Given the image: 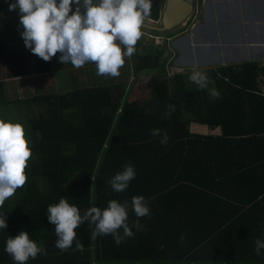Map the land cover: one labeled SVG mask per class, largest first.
Here are the masks:
<instances>
[{"label":"trees","instance_id":"1","mask_svg":"<svg viewBox=\"0 0 264 264\" xmlns=\"http://www.w3.org/2000/svg\"><path fill=\"white\" fill-rule=\"evenodd\" d=\"M18 36L6 37L10 49L0 38V109L4 119L23 122L32 155L26 184L0 207L7 222L0 228V264H16L5 246L9 235L22 230L46 250L26 264H231L233 257L246 259L244 252L235 253L246 244L250 261L263 256L264 249L258 255L251 244L264 240V94L259 86L264 66L252 61L197 70L211 81L200 89L190 80L193 72L168 73L171 57L165 46L139 40L133 83L143 71L154 74L142 102L124 100L132 90L127 84L87 87L75 78L67 92L47 90L12 100L5 80L31 70L48 73L52 61L33 54L31 64ZM213 88L219 99L210 95ZM169 103L175 111L166 117ZM192 124L220 133L195 132ZM156 128L168 133L167 144L151 134ZM125 164L134 166L135 179L115 192L111 179ZM133 196L145 198L150 215H135ZM61 197L81 215L93 205L104 209L113 199L128 202L129 226L139 220L141 227H132L134 235L117 245L111 234L91 240L95 225L84 221L74 229L83 250L74 241L61 251L47 216L48 206Z\"/></svg>","mask_w":264,"mask_h":264},{"label":"clouds","instance_id":"2","mask_svg":"<svg viewBox=\"0 0 264 264\" xmlns=\"http://www.w3.org/2000/svg\"><path fill=\"white\" fill-rule=\"evenodd\" d=\"M73 2L77 7L70 15ZM83 7L86 11L82 13L80 0H59V3L57 0H15L9 5V10H19L25 46L44 61H50L60 53L59 61L74 68L79 69L93 62L97 75L118 77L125 58L130 59L136 51L135 46L143 35L141 29L144 22L150 21L146 18L151 17L152 0H98L96 4L93 0H83ZM174 64L178 65L177 61ZM179 68L182 71L177 73L187 71L185 67ZM194 71L190 80L200 89L207 88L211 82L207 74ZM210 95L220 98V92L214 88L210 90ZM174 111L175 105L169 103L164 115L170 117ZM150 132L153 136L162 137L161 144H167L169 136L166 131L156 128ZM31 155L23 122L0 118V207L26 184V169ZM135 176L134 166L125 164L123 170L111 179L112 189L115 192L126 190ZM131 208L138 218L150 215L143 196H133ZM128 210V202L113 199L106 208L93 205L81 215L77 206L61 197L57 204H50L47 208L48 221L56 226L58 239L55 247L67 251L75 241L76 249L82 251L84 245L76 239L74 229L84 221L95 225L90 233L91 240L99 235L111 234L119 245L125 237L134 235L132 227H141L139 220L129 226ZM0 228H7L5 215L0 217ZM120 229H123V235ZM255 243V251L259 255L264 249V240L257 239ZM5 251L16 264H26L29 258L46 254V250L23 230L15 237L9 235Z\"/></svg>","mask_w":264,"mask_h":264},{"label":"rangeland","instance_id":"3","mask_svg":"<svg viewBox=\"0 0 264 264\" xmlns=\"http://www.w3.org/2000/svg\"><path fill=\"white\" fill-rule=\"evenodd\" d=\"M11 3H15V0H0V38L5 37V41H6V47L7 49L11 48V45L9 43V39H7L6 37L9 35H19L18 37V44L19 47H22V49L26 52H28V59L32 60L33 57V53L31 52L30 49H28L25 46L24 40L22 38L21 33L23 32V27L22 25H20V13L18 9L15 10H9V5ZM211 3V1L209 2ZM208 3V4H209ZM255 6L253 7L254 10H261L264 7V3L262 0H257L255 3ZM247 5V3H246ZM246 5L243 4V8L246 7ZM244 13L240 11V9L238 8V6H235V9L232 13H226L225 15V19L223 20V22L220 21V23L215 20V25L211 30L210 34H206V39L212 42H215V44H212L211 50L212 52L215 53V55L217 56V58L219 59H228V57L230 56H235L237 57L238 55H240V53H244V57L246 56V60H248L249 62H252L251 59H254V57H251V49L247 48V45L249 47V44L247 43L246 40V36H245V32L247 30V27L245 26V19H244ZM263 16L261 15L260 18H262ZM146 21V20H145ZM158 22L154 23L153 21H146L144 22V25L142 26V37L140 38V40L142 41L143 44H149V45H153V47L155 46H165L166 49L170 52V60L168 59V64L170 66H173L172 71L168 70V73L170 75H172V73H174L176 70H179V68L175 67L174 62L177 61V59L181 57V52L183 53L186 49V56H184L185 60H189V62H194L197 58V53H193V51L191 50V48H189V51H187V42H184L185 44H183V51L179 50H175V55H171L172 51H171V46H176L175 45V39H179L182 37V35L180 34L183 31H180L181 28L184 29V27L182 26H178L176 27L175 31L171 32V31H158V30H154L153 28H151L150 24H152V26H160L157 25ZM17 26H19L20 29H17ZM162 26V25H161ZM160 26V27H161ZM233 31H234V35H233ZM9 34V35H7ZM218 39L221 41V43H217ZM181 46V47H182ZM158 48V47H155ZM176 48V47H175ZM174 48V49H175ZM256 48H253V50ZM138 50L143 51V49H141V47H138ZM59 56L60 53H57L56 56L53 57V60L55 62H58L57 65L54 66V68H51V71L49 72L48 75H42V74H34L31 70L30 75L28 76H24L22 78H30L31 81L29 84L36 82L37 80L40 81L38 82V86H42V87H46L45 89H49L52 88L54 91H56V93H62V92H66L64 91V86L65 87H71V83L68 79V73L71 72L72 74H76V76L79 78V81H81L82 78L86 77L87 82L89 84H101V85H108V84H113L114 82L117 83V81H115L114 79L111 80V78L113 77H105V76H100L97 75V71H96V67L95 68H90L89 66H83L81 67L82 69H84L86 71V75H80L78 76L77 73H79V71H77V68H74L71 64H65L59 61ZM134 56V55H133ZM131 57L130 59L125 60V64L123 65V67L120 68V75L118 77H116V80L119 81V83H121L122 81L126 82V84L128 85V87L130 88V85L132 86V80H133V65H134V57ZM214 56V55H213ZM4 60V58H3ZM246 62V61H245ZM32 64V62H31ZM167 64V65H168ZM234 64H238V63H234ZM50 65H53L52 63H50ZM215 65H220V64H215ZM225 65V64H223ZM2 70H0V77H2L3 73H4V65L2 64ZM213 65H210V67ZM30 67H32V65H30ZM88 67V68H86ZM197 71V69H195ZM152 72L151 71H143L140 73V76H142L143 78L148 77ZM2 74V75H1ZM34 75V77H33ZM38 77H41V79H39ZM260 79V84H262V78ZM58 81H60V87L58 84ZM12 81V80H10ZM65 81H67V83L65 84ZM20 82V81H19ZM19 82L17 81H12L11 85L15 86V84H18ZM147 83L151 82L149 80L146 81ZM141 83V84H136L134 86H132V91L130 93L129 90H127L124 100H130L132 98L137 99L138 101H141L146 97L147 95V88L149 87L148 85H146L147 83ZM5 83V82H4ZM15 83V84H14ZM115 83V84H116ZM18 87H12L9 86V88H7L5 90V92L7 93V95H9V97L14 98L15 96H11L12 94V90L15 89V93L17 92V96L18 98H23L25 97L26 91L21 92L20 88L21 87H25L23 86V82H20L18 84ZM32 85V84H31ZM101 85H95V86H101ZM87 86V85H86ZM6 87V86H4ZM91 87V86H88ZM94 87V86H92ZM58 88V89H57ZM53 92V91H52ZM3 109H0V118H4V114H3ZM207 127V126H206ZM195 129V128H194ZM210 128L207 127V129L205 128L204 132L209 130Z\"/></svg>","mask_w":264,"mask_h":264},{"label":"crops","instance_id":"4","mask_svg":"<svg viewBox=\"0 0 264 264\" xmlns=\"http://www.w3.org/2000/svg\"><path fill=\"white\" fill-rule=\"evenodd\" d=\"M257 0H211V3L207 2V0L201 1V0H194V9L192 12V16L191 19L189 21L186 20L185 23H183L181 25V27H184V31L181 32L180 34L182 35L181 38H179L178 40L174 38L175 41V45L176 46H171V55H175V50H181L183 51V44H185L184 42H187V51H189V48H191V50L193 51V53H197V58L196 60L192 63L189 62V60H185L184 56H186V49L185 51L182 53L181 52V57L180 59H177V64L176 67H185L187 69V71L189 72H194L195 69L197 70H201V69H207L210 67V65L216 66L215 64H220V65H229V64H234V63H242V62H248V60H246V56L244 57V53H240V55H238L237 57L235 56H230L228 57V59H219L217 58V56L215 55L214 52H212L211 47L212 44H215V42L209 41L206 39V34H210L212 28L214 27L215 20H217L219 23L220 21L223 22V20L225 19V15L226 13H232L235 9V6L237 5L238 8L240 9L241 12L244 13V23L245 26L247 27V30L244 31L245 36H246V40L247 43L249 44V47L247 45V48L251 49V57H254V59H251V61L256 62L257 64L264 66V7L261 10H254L253 7L255 6V2ZM264 3V0H262ZM209 3V4H208ZM247 3V5H246ZM243 4L246 5L245 8H243ZM261 15L263 16L262 18ZM157 25H160L159 22L157 23ZM151 28H159L160 26H152V24L148 25ZM187 34V37L185 36ZM233 35H234V31H233ZM217 43H221V41L218 39ZM183 45V46H182ZM182 46V47H181ZM176 47V48H175ZM175 48V49H174ZM253 48H256L253 50ZM169 53L170 56V52L167 51ZM214 55V56H213ZM51 63L53 65H51V68H54L55 65L58 64V62H55L53 60L52 57V61ZM2 65L0 64V70H2ZM90 68H95L96 65L93 66H89ZM212 67V66H211ZM88 68V67H86ZM77 71H79V73H77L78 76H80L81 74L86 75V71L82 68L76 69ZM51 71V70H50ZM48 73L42 74V75H48ZM30 75V74H29ZM40 75V74H39ZM68 75V79L69 81L71 79H74L79 82V84H81L82 86H95V85H101V84H89L87 82L86 77L82 78L81 81H79V78L76 76V74H72L71 76ZM139 75V76H138ZM137 76L139 78H136V82L133 83L132 82V86L136 85V84H141V83H145L147 80L151 81L149 83H147L146 85H148L150 87V85L153 83V78H154V74L151 73L148 77L143 78L142 76H140V74H138ZM28 76V75H26ZM24 77V76H23ZM34 77V75H33ZM39 79H41V77H38ZM260 78H262L260 76ZM115 80L117 81V83H119L118 80H116V77L111 78V80ZM134 79V78H133ZM17 81V82H23V86L25 87H21L20 90L21 92L26 91L27 96H32V95H37L39 93L43 92H47V90H52L54 93H56V91H54L52 88L49 89H45L46 87H42V86H38V82L40 81H36L33 82L31 84L30 81L31 79L28 78H22V77H18V78H14V79H7L5 80V90L7 88H9V86L11 85L12 81ZM133 81V80H132ZM19 82V83H20ZM58 84L60 87L61 83L60 81H58ZM72 82V81H70ZM18 83V84H19ZM67 83V81H65V84ZM116 82H114L113 84H115ZM121 83L126 84V82L122 81ZM15 84V83H14ZM15 84V86L12 87H18L19 85ZM72 84V83H71ZM106 85V84H105ZM130 85V87H132ZM260 86V91L262 92V94H264V82H262V84L259 83ZM72 87V86H71ZM71 87H65L64 86V91H69L71 89ZM133 88V87H132ZM58 89V88H57ZM7 91V90H6ZM132 91V90H131ZM11 96H17V92L15 93V89H13ZM7 95V93H6ZM9 96V95H7ZM12 97H9L10 99L14 100L15 99ZM26 97V95H25ZM23 97V98H25ZM23 98H19V99H23ZM195 128V129H194ZM205 128L207 129V127L205 125H197V124H192L191 125V129L195 132H199L202 134H206V133H212L213 135H216L217 133H220V130L218 128H214V129H209L207 131L204 132ZM262 240V239H261ZM251 246L256 247V243H252ZM237 247V246H236ZM251 248L249 244L240 246L238 249H236L235 253H239L244 252V254L242 255L243 258L246 259H242V258H236V257H240V256H236L233 257L234 259L232 260L231 264H234L235 262H238L241 260H245L244 264H264V254L263 256H259V259L257 261H250L253 260L252 258V254L251 252H245L248 248ZM262 249H261V253H262ZM247 253V254H245ZM260 253V255H261ZM226 257V256H225ZM250 259V260H249ZM249 260L250 262L246 261ZM226 264V263H223ZM236 264V263H235Z\"/></svg>","mask_w":264,"mask_h":264},{"label":"water","instance_id":"5","mask_svg":"<svg viewBox=\"0 0 264 264\" xmlns=\"http://www.w3.org/2000/svg\"><path fill=\"white\" fill-rule=\"evenodd\" d=\"M59 3V0H57ZM93 3H98V0H93ZM81 12H85L83 0H80ZM77 5L73 2L71 12H74ZM194 9V0H152L151 17L146 18L153 22H160L162 25L159 28L154 27L158 31H173L179 25L181 26L192 15ZM187 37V34L185 35Z\"/></svg>","mask_w":264,"mask_h":264},{"label":"built area","instance_id":"6","mask_svg":"<svg viewBox=\"0 0 264 264\" xmlns=\"http://www.w3.org/2000/svg\"><path fill=\"white\" fill-rule=\"evenodd\" d=\"M168 66H169V68H168L169 71H172V69H174V68H172L173 66H170L169 64H168ZM174 66L176 67V65H174ZM177 68H178V67H177ZM181 71H182V69L179 68V70H176L174 73L181 72ZM174 73H172V75H173Z\"/></svg>","mask_w":264,"mask_h":264},{"label":"flooded vegetation","instance_id":"7","mask_svg":"<svg viewBox=\"0 0 264 264\" xmlns=\"http://www.w3.org/2000/svg\"><path fill=\"white\" fill-rule=\"evenodd\" d=\"M154 23H155V22H154ZM174 31H175V30H174ZM180 31H184V29H183V28H181V29H180Z\"/></svg>","mask_w":264,"mask_h":264}]
</instances>
